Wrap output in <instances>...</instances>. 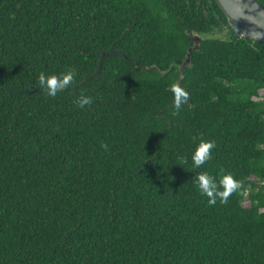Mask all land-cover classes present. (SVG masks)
<instances>
[{
	"label": "trees",
	"instance_id": "obj_1",
	"mask_svg": "<svg viewBox=\"0 0 264 264\" xmlns=\"http://www.w3.org/2000/svg\"><path fill=\"white\" fill-rule=\"evenodd\" d=\"M0 264H264V42L214 0H0Z\"/></svg>",
	"mask_w": 264,
	"mask_h": 264
},
{
	"label": "clouds",
	"instance_id": "obj_2",
	"mask_svg": "<svg viewBox=\"0 0 264 264\" xmlns=\"http://www.w3.org/2000/svg\"><path fill=\"white\" fill-rule=\"evenodd\" d=\"M75 75L76 73L74 71H69L61 77L41 74L38 78L39 87L44 90L49 97L54 99L59 93L63 92L74 83ZM186 100V94L182 91L176 90L175 102L177 110H179L180 105ZM91 103L92 100L90 98L82 97L77 106L83 109ZM103 147L107 150L106 145ZM214 148L215 144L212 142L199 144L192 156L193 166L197 169L204 166L211 158ZM196 186L200 193L208 198L209 205L212 207L216 206L218 200L222 205H226L233 193L241 187L240 183L235 181L231 176H225L218 185L208 175H200ZM221 187L223 188V191L219 190Z\"/></svg>",
	"mask_w": 264,
	"mask_h": 264
},
{
	"label": "water",
	"instance_id": "obj_3",
	"mask_svg": "<svg viewBox=\"0 0 264 264\" xmlns=\"http://www.w3.org/2000/svg\"><path fill=\"white\" fill-rule=\"evenodd\" d=\"M227 18L228 25L234 33L241 38L264 42V7L258 0H214ZM194 45L193 49L199 48L200 37L190 35ZM190 52L182 62L180 69L190 64ZM110 53H118L114 45L108 51L101 52L97 75L105 56ZM128 58L126 55H124ZM129 59V58H128ZM136 64L138 62L136 61ZM139 69V68H138Z\"/></svg>",
	"mask_w": 264,
	"mask_h": 264
},
{
	"label": "rangeland",
	"instance_id": "obj_4",
	"mask_svg": "<svg viewBox=\"0 0 264 264\" xmlns=\"http://www.w3.org/2000/svg\"><path fill=\"white\" fill-rule=\"evenodd\" d=\"M225 34L228 35V33H222V34L219 33V34H216V35H217V36H223V35H225Z\"/></svg>",
	"mask_w": 264,
	"mask_h": 264
}]
</instances>
